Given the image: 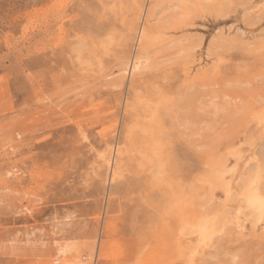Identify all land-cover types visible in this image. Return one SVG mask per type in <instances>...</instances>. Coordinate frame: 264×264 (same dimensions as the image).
<instances>
[{
	"label": "rangeland",
	"instance_id": "obj_1",
	"mask_svg": "<svg viewBox=\"0 0 264 264\" xmlns=\"http://www.w3.org/2000/svg\"><path fill=\"white\" fill-rule=\"evenodd\" d=\"M0 264H264V0H0Z\"/></svg>",
	"mask_w": 264,
	"mask_h": 264
},
{
	"label": "bare ground",
	"instance_id": "obj_2",
	"mask_svg": "<svg viewBox=\"0 0 264 264\" xmlns=\"http://www.w3.org/2000/svg\"><path fill=\"white\" fill-rule=\"evenodd\" d=\"M139 63H140V62H139ZM138 65H139L138 62H137V63L134 62V63L132 64L131 68H130V72L134 73V71H136V69L139 68ZM252 151H253V150H252ZM254 155H255V154H254ZM250 156H251V157L253 156V153H252V152L250 153ZM252 158H253V157H252ZM249 160H250V159H249ZM249 160H248V161H249ZM251 160H252V159H251ZM253 160H254V159H253ZM245 161H246V160H245ZM245 161H243V162L241 161V162H242L243 164H245V163H246ZM248 161H247V162H248ZM244 162H245V163H244ZM249 162H250V161H249ZM242 163H241V164H242ZM247 165H248V163H247ZM239 166H240V165H239ZM245 166H246V165H244L243 167L245 168ZM244 168H243V169H244ZM239 170H240V169H239ZM241 170H242V169H241ZM236 174H237V173H236ZM237 178H238V177H237ZM257 178H259V176H258ZM255 182H256V181H255ZM255 182H254V183H255ZM234 183H235V182H234ZM234 183L232 182V184H234ZM236 187H237V186H236ZM257 187H258V185H257ZM233 188H234V187H232V189H233ZM254 188H255V187H254ZM234 189H235V191H236V188H234ZM256 189H257V188H256ZM253 190H255V189H253ZM253 190H252V191H253ZM233 191H234V190H233ZM237 192H238V191H237ZM239 193H240V192H239ZM245 193H246V192H245ZM245 193H244V194H245ZM244 194L242 193V194L240 195L241 198H242L243 196H245ZM254 194H255V193H254ZM237 195H239V194H237ZM240 196H239V197H240ZM250 197H251V196H250ZM250 197H249V198H250ZM241 198H240V199H241ZM243 198H244V197H243ZM243 200H244V199H243ZM245 200H247V199H245ZM241 201H242V200H241ZM262 201H263V200H262ZM262 201H261V202H262ZM239 202H240V201H239ZM239 202H238V203H239ZM243 202H244V201H243ZM243 202H242V203H243ZM242 203H240V206H242V205H241ZM257 203H258V202H257ZM253 205H254V204H253ZM236 206H237V205H236ZM240 206H239V207H240ZM259 207H260V205H259ZM237 209H238V208H237ZM235 210H236V209H235ZM237 211H238V210H237ZM255 214H256V213H255ZM235 215H236V214H235ZM238 216H239V214H238ZM234 218H235V216H234ZM236 218H237V217H236ZM193 230H194V229H193ZM204 233H205V232H204ZM210 233H211V232H210ZM207 237H208V236H207ZM207 237H206V238H207Z\"/></svg>",
	"mask_w": 264,
	"mask_h": 264
}]
</instances>
